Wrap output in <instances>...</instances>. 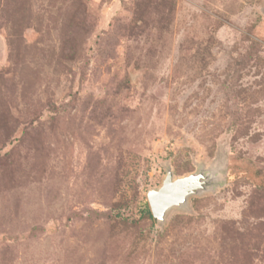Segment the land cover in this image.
<instances>
[{"label":"rangeland","instance_id":"1","mask_svg":"<svg viewBox=\"0 0 264 264\" xmlns=\"http://www.w3.org/2000/svg\"><path fill=\"white\" fill-rule=\"evenodd\" d=\"M0 264H264V0H0Z\"/></svg>","mask_w":264,"mask_h":264},{"label":"water","instance_id":"2","mask_svg":"<svg viewBox=\"0 0 264 264\" xmlns=\"http://www.w3.org/2000/svg\"><path fill=\"white\" fill-rule=\"evenodd\" d=\"M213 177L204 175L203 170L181 177H174L170 170L166 171L161 185L147 193V202L155 221H162L165 213L174 207H182L189 196L204 191L207 181Z\"/></svg>","mask_w":264,"mask_h":264},{"label":"trees","instance_id":"3","mask_svg":"<svg viewBox=\"0 0 264 264\" xmlns=\"http://www.w3.org/2000/svg\"><path fill=\"white\" fill-rule=\"evenodd\" d=\"M148 202L145 204V207L143 208L142 212H144L150 219H153L150 209H149V205H147Z\"/></svg>","mask_w":264,"mask_h":264}]
</instances>
